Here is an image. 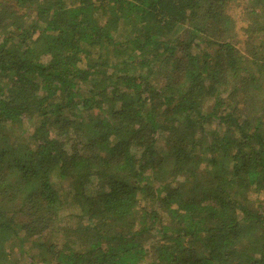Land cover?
Segmentation results:
<instances>
[{
	"label": "trees",
	"instance_id": "1",
	"mask_svg": "<svg viewBox=\"0 0 264 264\" xmlns=\"http://www.w3.org/2000/svg\"><path fill=\"white\" fill-rule=\"evenodd\" d=\"M0 264H264V0H0Z\"/></svg>",
	"mask_w": 264,
	"mask_h": 264
},
{
	"label": "rangeland",
	"instance_id": "2",
	"mask_svg": "<svg viewBox=\"0 0 264 264\" xmlns=\"http://www.w3.org/2000/svg\"><path fill=\"white\" fill-rule=\"evenodd\" d=\"M237 15H239L238 10H237L236 16H237ZM242 24H243V22H240V23H239V27H240ZM66 222H67V220L64 221V223H66Z\"/></svg>",
	"mask_w": 264,
	"mask_h": 264
}]
</instances>
